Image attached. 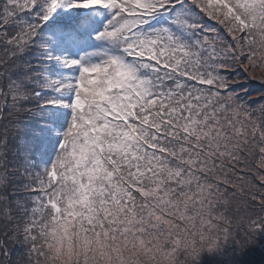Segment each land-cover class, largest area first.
I'll return each mask as SVG.
<instances>
[{"label": "snow or ice", "instance_id": "1", "mask_svg": "<svg viewBox=\"0 0 264 264\" xmlns=\"http://www.w3.org/2000/svg\"><path fill=\"white\" fill-rule=\"evenodd\" d=\"M0 264H264V0H0Z\"/></svg>", "mask_w": 264, "mask_h": 264}]
</instances>
